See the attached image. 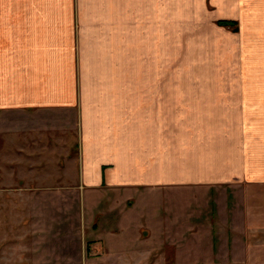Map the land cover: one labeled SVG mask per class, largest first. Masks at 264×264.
Returning <instances> with one entry per match:
<instances>
[{
  "label": "crops",
  "instance_id": "1",
  "mask_svg": "<svg viewBox=\"0 0 264 264\" xmlns=\"http://www.w3.org/2000/svg\"><path fill=\"white\" fill-rule=\"evenodd\" d=\"M189 44L220 72L196 73ZM0 162L175 192L145 209L146 240L244 263L264 234V0H0Z\"/></svg>",
  "mask_w": 264,
  "mask_h": 264
},
{
  "label": "rangeland",
  "instance_id": "2",
  "mask_svg": "<svg viewBox=\"0 0 264 264\" xmlns=\"http://www.w3.org/2000/svg\"><path fill=\"white\" fill-rule=\"evenodd\" d=\"M184 47L186 62L204 64L195 67L196 73L198 68L200 73L220 72L214 58L197 60L203 47ZM230 53L225 73L238 74L239 56ZM44 165H37L35 174L27 169L17 174L15 165L0 162V264L177 263L172 245L146 240L151 227L142 218L145 209L149 216L165 199L175 203V192L160 199L154 194L150 202L132 189L86 187L82 174H45ZM260 239L244 263H223L264 264V234ZM154 246L160 249L150 251Z\"/></svg>",
  "mask_w": 264,
  "mask_h": 264
},
{
  "label": "trees",
  "instance_id": "3",
  "mask_svg": "<svg viewBox=\"0 0 264 264\" xmlns=\"http://www.w3.org/2000/svg\"><path fill=\"white\" fill-rule=\"evenodd\" d=\"M219 24L226 26V27H232L234 30L238 29V23L236 21L222 20L219 22Z\"/></svg>",
  "mask_w": 264,
  "mask_h": 264
}]
</instances>
